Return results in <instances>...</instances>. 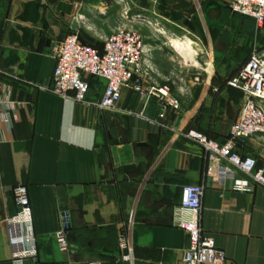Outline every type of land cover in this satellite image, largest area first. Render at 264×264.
<instances>
[{
    "label": "crops",
    "instance_id": "crops-1",
    "mask_svg": "<svg viewBox=\"0 0 264 264\" xmlns=\"http://www.w3.org/2000/svg\"><path fill=\"white\" fill-rule=\"evenodd\" d=\"M139 16L154 28L155 17L161 44L155 58L144 40L143 73L123 90L117 111L96 106L106 88L98 78H87V103L49 92L53 48L71 29L102 50ZM174 39L196 43L188 71L174 60ZM256 50L264 51V25L233 14L228 0H0V264H16L7 222L19 210L17 185L28 188L37 241L29 264H126L118 238L127 227L136 264H182L189 236L176 221L187 185L203 186L201 226L227 264H264V190L234 191L233 179L218 186L206 175L204 149L185 136L195 130L227 142L244 104L228 81ZM153 86H170L181 109L161 119L147 92ZM237 151L264 166L260 136ZM63 211L67 252L56 239Z\"/></svg>",
    "mask_w": 264,
    "mask_h": 264
},
{
    "label": "built area",
    "instance_id": "built-area-1",
    "mask_svg": "<svg viewBox=\"0 0 264 264\" xmlns=\"http://www.w3.org/2000/svg\"><path fill=\"white\" fill-rule=\"evenodd\" d=\"M228 6L233 14L254 19L258 27L264 25V0H228ZM138 21L146 22L140 16L135 19V22ZM53 57L56 69L49 92L64 100L87 103L90 89L87 78H98L106 82V88L96 106L103 111L115 112L123 90L133 86L137 76L142 75L147 54L142 35L135 29L121 27L105 40L102 50L85 44L80 32L71 29L64 40L54 46ZM194 80L200 82V77L196 76ZM228 85L243 93L244 104L227 142L221 145L195 130L188 131L185 136L204 149L206 175L214 179L218 186L224 187L229 179H233L234 191L253 193L256 189L264 190V166L259 168L257 159L242 157L237 151L240 142L259 136L264 140V51H254L246 66L228 81ZM147 92L158 100L161 119L166 117L170 108L181 109L170 86H153ZM238 175L243 177L237 178ZM13 195L19 209L17 215L7 222L13 259L16 264H29L38 257V249L32 234L28 188L17 185ZM203 195L204 188L200 185H187L182 189L181 214L177 217L176 226L189 236V248L182 264H227L226 254L202 229ZM69 228V213L63 211L62 228L56 235L62 252H67L69 248ZM118 246L122 262L136 264L135 245L128 227L119 235Z\"/></svg>",
    "mask_w": 264,
    "mask_h": 264
},
{
    "label": "rangeland",
    "instance_id": "rangeland-1",
    "mask_svg": "<svg viewBox=\"0 0 264 264\" xmlns=\"http://www.w3.org/2000/svg\"><path fill=\"white\" fill-rule=\"evenodd\" d=\"M130 14L131 13L129 12V16H131ZM150 19L155 22L154 24L155 28L151 27L148 24L143 25V22L140 23V21L135 24L130 23L129 28L137 30L142 35V37L146 41V46L152 50L151 52H153L154 57L156 58V44L157 45L161 44V42L160 39L156 38V21L154 20L155 17L152 16V18L150 17ZM156 41L158 43H156ZM174 51L177 52L178 55L180 54L178 58L174 59L177 66L181 68L183 71H188L190 67L193 65L192 64L194 63L193 61H195V56L192 55V57H189V56H185L184 54L176 50ZM197 52L199 51L197 50Z\"/></svg>",
    "mask_w": 264,
    "mask_h": 264
},
{
    "label": "bare ground",
    "instance_id": "bare-ground-1",
    "mask_svg": "<svg viewBox=\"0 0 264 264\" xmlns=\"http://www.w3.org/2000/svg\"><path fill=\"white\" fill-rule=\"evenodd\" d=\"M171 47L189 57H192V55L195 56L197 53V50L195 49L196 43L191 39H174L172 40Z\"/></svg>",
    "mask_w": 264,
    "mask_h": 264
}]
</instances>
